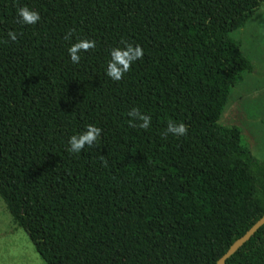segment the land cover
<instances>
[{
    "label": "trees",
    "instance_id": "16d2710c",
    "mask_svg": "<svg viewBox=\"0 0 264 264\" xmlns=\"http://www.w3.org/2000/svg\"><path fill=\"white\" fill-rule=\"evenodd\" d=\"M262 3L0 0V199L45 264H217L264 215V161L218 122L252 69L229 33ZM83 39L96 47L73 64ZM126 44L143 58L113 81ZM169 120L187 134L165 136ZM90 124L98 140L70 152ZM225 264H264V224Z\"/></svg>",
    "mask_w": 264,
    "mask_h": 264
},
{
    "label": "rangeland",
    "instance_id": "374dc122",
    "mask_svg": "<svg viewBox=\"0 0 264 264\" xmlns=\"http://www.w3.org/2000/svg\"><path fill=\"white\" fill-rule=\"evenodd\" d=\"M229 36L240 44L252 69L239 74L218 122L238 126L243 142L264 161V3ZM0 264H45L28 235L14 225L1 199Z\"/></svg>",
    "mask_w": 264,
    "mask_h": 264
},
{
    "label": "clouds",
    "instance_id": "9594fccd",
    "mask_svg": "<svg viewBox=\"0 0 264 264\" xmlns=\"http://www.w3.org/2000/svg\"><path fill=\"white\" fill-rule=\"evenodd\" d=\"M17 15L21 18V21L27 25H35L40 19L38 12L30 10L28 7H21L18 9ZM71 30L65 34L64 39H71ZM9 38L12 41L17 40V35L15 32L10 31L8 33ZM96 47V42L94 40L83 39L71 45L68 49L71 62L73 64H79L81 56L79 53L88 52ZM144 51L141 46H133L131 44H126V46L121 48H114L110 52L111 60L107 65L106 74L113 81H120L123 79L124 75L131 70V66L134 61L142 59ZM128 115L133 117L135 120L141 121V123L133 124L130 121V125L133 127H139L141 129H149L151 125V117L144 115L139 109L133 108ZM102 130L94 125H88L87 130L79 135H73L69 139V151L72 153H80L85 146L91 147L98 140L101 135ZM172 134L174 136H184L187 134V126L183 123L176 124L175 122L169 120L167 123V128L164 133ZM103 160L104 158L101 157ZM107 162L105 161V164Z\"/></svg>",
    "mask_w": 264,
    "mask_h": 264
},
{
    "label": "water",
    "instance_id": "95a60500",
    "mask_svg": "<svg viewBox=\"0 0 264 264\" xmlns=\"http://www.w3.org/2000/svg\"><path fill=\"white\" fill-rule=\"evenodd\" d=\"M264 224V215L261 216L242 236L237 238L226 250V252L217 260V264H225V260L233 254L249 237Z\"/></svg>",
    "mask_w": 264,
    "mask_h": 264
}]
</instances>
